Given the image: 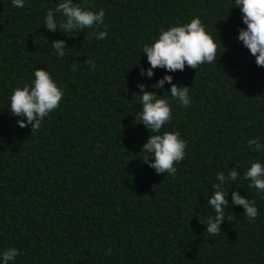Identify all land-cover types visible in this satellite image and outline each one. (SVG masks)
<instances>
[{"label": "trees", "instance_id": "16d2710c", "mask_svg": "<svg viewBox=\"0 0 264 264\" xmlns=\"http://www.w3.org/2000/svg\"><path fill=\"white\" fill-rule=\"evenodd\" d=\"M59 3L26 0L20 9L0 0V252L19 249L16 264H264V199L248 181L224 186L230 205L219 234L201 223L214 216L207 198L218 172L239 164L242 177L251 162L264 161L248 147L264 137V67L238 40L246 25L234 0H87L106 11L103 40L91 33L104 26L72 35L44 26ZM195 17L218 43L216 64L142 76L150 67L143 46ZM61 39L69 49L62 59L51 55ZM40 68L64 95L33 133L18 126L10 96ZM166 74L190 87V107L164 94L171 85L154 87ZM139 83L172 104L162 131L188 142L175 175L143 162L152 133L135 117ZM233 191L256 201L254 222L243 206L231 207Z\"/></svg>", "mask_w": 264, "mask_h": 264}, {"label": "clouds", "instance_id": "9594fccd", "mask_svg": "<svg viewBox=\"0 0 264 264\" xmlns=\"http://www.w3.org/2000/svg\"><path fill=\"white\" fill-rule=\"evenodd\" d=\"M12 6L23 9L26 0H11ZM235 7L242 12V20L246 28L239 30L238 40L243 43L252 56L255 57L257 66L264 67V0H234ZM59 14L57 18L56 14ZM106 11L100 8L91 10L87 0L81 3L75 0H60L55 10H48L44 18V26L65 35L84 32L85 29L104 26L105 30L91 33L92 38L103 40L108 37L105 24ZM220 43V41H219ZM54 50L51 55L63 58L69 50L66 41L61 39L52 43ZM150 67L141 68V75L152 78L157 68L165 69L168 73L177 70L184 71L186 66L198 69L205 64H216L218 59V43L207 30L199 17L190 22L173 25L167 29H161L157 38L151 44H145L142 48ZM94 67V65H93ZM174 76L166 74L154 85L155 88L165 89V85H171V101L182 108H188L192 104V95L189 86H178L173 83ZM137 87L142 94L140 104L142 110L136 115V120L142 123L152 133L147 142L142 145L143 162L155 169L157 174L175 175L177 168L174 166L184 160L187 155V140L181 138L178 131H162L173 119V108L169 99L159 98L155 92L147 91V85L139 83ZM64 91L52 74L44 68L35 69L31 83L16 87L10 96V113L18 117L17 124L21 128L31 126L33 133L39 131L45 118L58 109ZM251 151L264 155V137L257 136L248 140ZM237 167L225 175L218 172V183L213 185L214 192L207 198V206L214 211V216L201 219V223L207 225L206 232L210 235L219 234L221 223L226 220V210L229 201L226 198L229 192L226 185H240L242 178L248 181V187L254 189L256 194L264 199V161L259 159L251 162L241 177ZM232 205L243 206L244 214L249 222H254L259 209L255 200L242 196L239 191L231 192ZM111 254L109 248L106 252ZM20 255L19 249L9 247L0 252V264H16V258Z\"/></svg>", "mask_w": 264, "mask_h": 264}]
</instances>
